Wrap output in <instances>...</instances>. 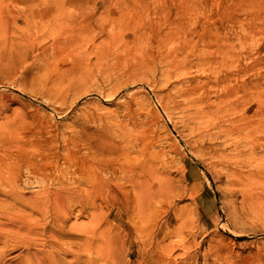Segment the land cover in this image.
I'll return each mask as SVG.
<instances>
[{
  "label": "rangeland",
  "instance_id": "obj_1",
  "mask_svg": "<svg viewBox=\"0 0 264 264\" xmlns=\"http://www.w3.org/2000/svg\"><path fill=\"white\" fill-rule=\"evenodd\" d=\"M209 108L214 121L196 118ZM72 139L146 142L169 161L154 221L111 195L65 221L48 195L75 166L34 172L24 157L66 154ZM3 142L14 154L2 169L1 264H264V0H0Z\"/></svg>",
  "mask_w": 264,
  "mask_h": 264
},
{
  "label": "bare ground",
  "instance_id": "obj_2",
  "mask_svg": "<svg viewBox=\"0 0 264 264\" xmlns=\"http://www.w3.org/2000/svg\"><path fill=\"white\" fill-rule=\"evenodd\" d=\"M169 52H173V51L170 50ZM176 56L178 58L182 57V56L185 57V54L178 52V54ZM173 63H175V61ZM167 66L173 67L174 65L171 63H168ZM151 75H153V74L151 73L149 76H151ZM195 104L196 103H193V106ZM193 106L191 108H193ZM195 108H193V110ZM197 108H198V106H197ZM167 110H169V109H167ZM197 111H198V109H196V112ZM218 112H219L218 108H209V109H206V111L203 113H198L196 115V118L197 117L200 118L202 115L203 118L208 117V119L211 120L210 122H212L215 120V119L213 120L212 116L215 117L216 115H218ZM187 113H188V111H187ZM195 113L194 114L192 113V114L195 115ZM129 114H131V113H129ZM185 115H187V114H185ZM188 115H190V112L188 113ZM202 117L200 119H202ZM209 117H211L212 119ZM193 118H190V121L194 120ZM202 122L203 123H201V124H204V120H202ZM208 122L205 123V125L206 124L209 125ZM189 124H188V126L193 127V126H191L192 124L191 125H189ZM199 124L200 123H197V126ZM212 124H214V123H212ZM193 125H195V124L193 123ZM205 125L198 126V127H196V129L199 127H204ZM183 127H184V124H183ZM178 129L180 130V128H178ZM203 131H205V129L202 130L201 132L203 133ZM189 132H190V130H189ZM193 132H196V131H193ZM207 132L209 133L210 131H207ZM213 132H211V133H213ZM191 134H193V133L191 132ZM205 134H206V132H205ZM208 135H206V136H208ZM194 136H197V134ZM213 136H214V134H212V136L209 135V137H210L209 139L210 140L214 139L215 137L212 138ZM197 137L199 138L200 136H197ZM203 138H205V136H203ZM194 139H195V137H194ZM195 140L198 141V139H195ZM80 141H76L75 139H72V141H70V143H74V145L73 146L68 145L67 148H69V150L66 154H62L61 152L56 151V150L52 151L50 149L51 147L50 148L47 147V148H44L45 150H43L42 152L39 153V158L37 157L38 154L36 152H34L31 155H28V157H24L28 162L27 163L28 166L34 172H37L38 170L40 171V169H43V168L55 167L59 163L61 158H66L68 160L70 166H75V169L68 171L70 173L69 177L67 174H65L64 176H58V177L55 175L53 176V179H56L55 182H57L58 185L55 186L54 189H51L50 195H48L58 205H60V208L64 209V211L66 213L65 218H64L65 221H68V220H70V218H72L71 216L75 213V209L77 208L76 207L77 205H79L80 208L77 210L78 213L76 215L81 216V213H82L83 209L85 208L84 204H86V202H92V205H94V207L97 208L98 202L96 201V199H98V198L106 199L107 196H109V195L115 196L118 198L119 197L124 198V200L128 199L127 201H130V202H131V198H132L134 200V202L137 203L136 206H138V209L140 208L139 210L145 211V208L148 209V211L150 213L149 219L153 220V219H151L152 214L155 215L156 211H158V210L160 211L159 206L161 205V201H162V199L163 200L165 199V196L169 193V190H170L171 185H172L171 184L172 176L170 175V173L167 170V169H169L170 164H169V166H168V164L166 165V163H168L169 161L166 162V160H165V162H166L165 163L162 160V158L160 159L158 157L152 156L151 154H148V151L146 154L144 152L145 150L143 151V149L144 148L147 149V147L143 146L144 147L143 148L142 146H140L143 144L146 145L145 144L146 142H144V143L142 142L143 144H140V145L137 144L138 142H134V144H132V147H128L126 149H120V147H118L119 148L118 149L116 147V143L112 144V146H111V145H104L103 143L94 142V141L89 140V141H84V143L82 145L79 143ZM190 141H191V139H190ZM192 142H193V139H192ZM54 143H56V142H54ZM136 144L138 145L137 147H135ZM206 145H208V144H206ZM12 146H13V144L10 145V142L9 143H7V142L6 143H4V142L0 143V186L3 185V181L6 178V175L4 174L5 172L2 171V169H5L4 166H8L9 164L11 165V163L8 162V161H10L11 158L8 161H7V159L11 155L14 154L11 151L13 148ZM84 147L87 148V152L83 151ZM16 154H18V153H16ZM236 157L238 158V156H236ZM229 158L231 159L232 157H229ZM16 161H17V157H16ZM16 161H14V164L17 163ZM235 161L236 160H234V162ZM231 162H233V161H231ZM18 163H20V162H18ZM170 163L172 164V161ZM226 164H228V165H226L227 169H229L231 171V173L230 172L229 173L230 174H233L232 172L235 173V171H236L234 169L235 166L232 167L230 162H227ZM232 164L234 165V163H232ZM241 165H243V163ZM237 167L239 169L238 165H237ZM241 167H243V166H241ZM9 169L10 168H8L7 171H10ZM44 177L49 178V177H52V175L45 174ZM67 179H69V181ZM168 202L170 203V201H168ZM72 204L75 206L72 207ZM158 204H159V206H158ZM161 207H163V206H161ZM161 210H162V208H161ZM163 211H165V210H163ZM182 214H184V213H182ZM135 215H137V214H135ZM141 215H143V213ZM138 216H140V215H137V217ZM182 217H184V216L182 215ZM55 218L58 220L57 216H55ZM145 220H146V218L144 219V221ZM131 223L133 225H135L133 222H131ZM164 224L165 225H162V222H161L156 226L153 225L154 229H153L152 234H151L152 235L151 240H153V243L157 247L162 245L164 243V241L166 240L167 236L169 235L170 230L167 229V225H169V221H166ZM184 224L185 223H183V225ZM145 229H147V228H145ZM135 230H136V228H135ZM140 230H142V229H140ZM150 230H149V232L151 233ZM136 231L138 232V230H136ZM142 234H143V232L141 233V235ZM141 235H140V238L142 237ZM148 235H149V233H148ZM144 236H147V234L146 235L144 234ZM145 238H144V240H145ZM78 239H79V243H81L84 239V237L82 236V234L80 232L78 235ZM146 242H148V241L145 240L146 246H149V245H147ZM143 243H144V241H143ZM150 244H151V242H150ZM164 244H163V246H164ZM162 248L164 249V247H162ZM162 248H160V249H162ZM153 249H154V247H153ZM162 251L165 252V250H162ZM3 257L4 256L0 254V264H1ZM162 264H163V262H162Z\"/></svg>",
  "mask_w": 264,
  "mask_h": 264
}]
</instances>
